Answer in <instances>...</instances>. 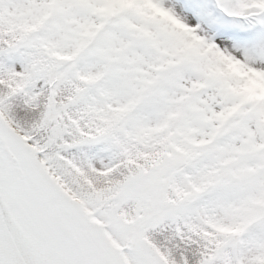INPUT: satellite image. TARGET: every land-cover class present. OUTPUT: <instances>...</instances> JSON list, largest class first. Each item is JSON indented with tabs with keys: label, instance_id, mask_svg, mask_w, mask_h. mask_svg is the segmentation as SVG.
I'll return each mask as SVG.
<instances>
[{
	"label": "snow or ice",
	"instance_id": "snow-or-ice-1",
	"mask_svg": "<svg viewBox=\"0 0 264 264\" xmlns=\"http://www.w3.org/2000/svg\"><path fill=\"white\" fill-rule=\"evenodd\" d=\"M0 264H264V0H0Z\"/></svg>",
	"mask_w": 264,
	"mask_h": 264
}]
</instances>
